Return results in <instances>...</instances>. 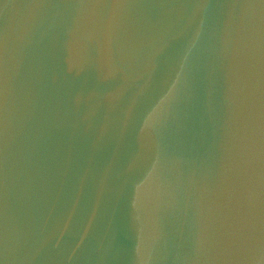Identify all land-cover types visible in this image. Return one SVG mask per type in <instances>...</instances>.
<instances>
[{
  "label": "water",
  "instance_id": "1",
  "mask_svg": "<svg viewBox=\"0 0 264 264\" xmlns=\"http://www.w3.org/2000/svg\"><path fill=\"white\" fill-rule=\"evenodd\" d=\"M0 264H264V0H0Z\"/></svg>",
  "mask_w": 264,
  "mask_h": 264
}]
</instances>
